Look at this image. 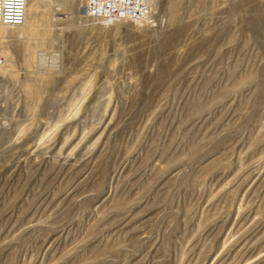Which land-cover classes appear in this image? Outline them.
<instances>
[{"label":"rangeland","instance_id":"1","mask_svg":"<svg viewBox=\"0 0 264 264\" xmlns=\"http://www.w3.org/2000/svg\"><path fill=\"white\" fill-rule=\"evenodd\" d=\"M82 4L0 37V264H264V0Z\"/></svg>","mask_w":264,"mask_h":264},{"label":"built area","instance_id":"2","mask_svg":"<svg viewBox=\"0 0 264 264\" xmlns=\"http://www.w3.org/2000/svg\"><path fill=\"white\" fill-rule=\"evenodd\" d=\"M153 0H83L80 12L90 19L143 21L150 16ZM25 17V0H0V25L18 26ZM2 58L0 56V66Z\"/></svg>","mask_w":264,"mask_h":264},{"label":"bare ground","instance_id":"3","mask_svg":"<svg viewBox=\"0 0 264 264\" xmlns=\"http://www.w3.org/2000/svg\"><path fill=\"white\" fill-rule=\"evenodd\" d=\"M33 5V0H25V17L21 25L14 26L11 28L12 31H15L20 34L30 35V36H41L44 37L47 34V30H39L41 24L39 23L42 20H46V17L42 14L34 15L35 7ZM36 5V4H35ZM173 9V8H172ZM7 29L6 25H0V37L5 33ZM0 47L3 48V42L0 40ZM2 69H9L11 67L10 62L3 63Z\"/></svg>","mask_w":264,"mask_h":264}]
</instances>
